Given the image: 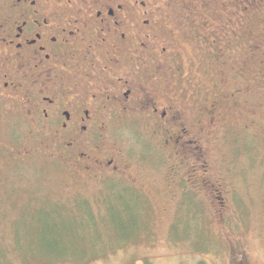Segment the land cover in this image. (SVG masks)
Returning <instances> with one entry per match:
<instances>
[{"label": "flooded vegetation", "instance_id": "1", "mask_svg": "<svg viewBox=\"0 0 264 264\" xmlns=\"http://www.w3.org/2000/svg\"><path fill=\"white\" fill-rule=\"evenodd\" d=\"M236 1L249 4L0 0V164L43 154L60 161L68 176H124L128 159L106 140L121 125L146 118L151 136L170 151L166 176L187 181L189 173L209 192L221 193L211 182L200 137L206 125L227 123L199 106L207 92L201 81H218L223 89L229 76L244 73L247 59L235 68L216 23L234 17ZM184 22L193 32L211 22L205 52L199 34L183 32L191 53L180 54L176 30L182 32ZM214 87L219 90L217 82ZM186 158L196 160L189 171Z\"/></svg>", "mask_w": 264, "mask_h": 264}, {"label": "rangeland", "instance_id": "2", "mask_svg": "<svg viewBox=\"0 0 264 264\" xmlns=\"http://www.w3.org/2000/svg\"><path fill=\"white\" fill-rule=\"evenodd\" d=\"M247 1H236L230 7L234 17L216 22L223 32L220 45L232 51L235 68L247 59L244 73L229 76L223 89L218 81H201L207 92L199 111L219 113L227 123L219 129L206 125L200 137L211 182L221 193L209 192L189 173L187 181L167 177L170 151L151 136L146 118L123 124L106 142L128 159L124 176H68L60 161L43 154L0 164V264H264V0ZM181 24L184 30H176L180 54L191 53L181 41L183 32L199 34L205 52L211 22L200 23L194 32ZM186 159L189 171L196 160ZM53 204L64 213L82 210L88 227L89 211L103 219L97 247L56 258L59 228L69 227L59 226ZM41 206L51 210L34 215L30 251L25 229L16 224ZM107 225L116 227L120 244ZM65 242L74 245L73 239Z\"/></svg>", "mask_w": 264, "mask_h": 264}, {"label": "trees", "instance_id": "3", "mask_svg": "<svg viewBox=\"0 0 264 264\" xmlns=\"http://www.w3.org/2000/svg\"><path fill=\"white\" fill-rule=\"evenodd\" d=\"M124 191H127L124 190ZM130 193L131 190H130ZM110 195V194H109ZM131 195H133L134 197L136 196L134 193H132ZM103 205L105 207V209H107V203H108V199L103 201ZM56 209V211H58V221H59V226H61L62 224L64 225H68L69 229H61L59 228L62 233V235H58L59 236V243L56 244V258H61V257H65L67 255H70L71 253L74 254H82L86 252V249H90V248H96L98 245V241H97V237L100 235V233L98 232V227H99V222H103L104 220L102 219L101 221H99L98 219L95 218L94 214L92 212L89 211V215L91 217L90 221L91 224L90 226H86V222H84V217L86 216V214H84V212L82 210L79 211V215H74V214H69L68 212L64 213V210H62V208L55 206L54 204L51 205ZM51 206H41L38 209L28 212L26 217H24V219L18 221V223L16 224V228H19L21 231V228L25 229V235H24V241L27 244L26 248L27 250L29 249V245H28V239L30 238L31 234H33L35 232L36 229V221H35V216L36 213L38 212H46L51 210ZM52 207V208H53ZM78 204L76 205V208H78ZM93 214V216H92ZM84 222V225H83ZM77 226H79L77 228ZM106 228L109 229L110 232V236L112 238H115V244H120L119 238H118V234L116 233V227L115 226H110L107 225ZM97 230V231H96ZM87 234H86V233ZM85 233V234H84ZM66 238L68 240L73 239L74 245L71 248L69 245L65 244V240ZM90 241H87V240ZM87 246H85V245ZM31 251V250H30ZM237 264H242L239 260H237Z\"/></svg>", "mask_w": 264, "mask_h": 264}]
</instances>
